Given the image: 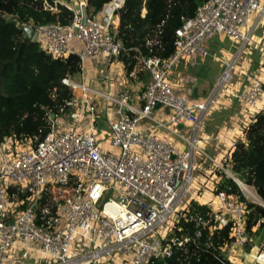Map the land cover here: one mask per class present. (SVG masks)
Returning <instances> with one entry per match:
<instances>
[{
  "label": "built area",
  "instance_id": "obj_1",
  "mask_svg": "<svg viewBox=\"0 0 264 264\" xmlns=\"http://www.w3.org/2000/svg\"><path fill=\"white\" fill-rule=\"evenodd\" d=\"M124 2L106 3L103 19L88 12L85 0L64 2L74 12L70 23L24 27L34 29L32 40L52 57L77 54L82 69L80 78L76 74L62 79L72 90L64 105L70 112L58 117L50 113L51 129L43 138L10 136L0 145V264H36L42 256L48 264H150L172 256L176 247L196 243L201 227L210 233L229 229L228 240L220 246L222 255L216 256L219 264H236L223 254L229 246L252 244L247 228L251 210L235 194L218 190L222 173L230 172L224 160H214L213 169L199 174L197 158L206 155L200 131L224 96H235L246 107L264 99L263 83L250 75L252 60L244 64L246 59H241L254 44L250 21L264 15V0L200 4L176 29L174 50L166 57L153 50L162 47L163 21L147 35L150 52L139 55L131 72L125 70L116 93L112 73L103 74L102 88L88 84L83 69L87 61L104 58L113 64L118 59L123 49L117 37L118 11ZM59 3L44 0L43 6L59 11ZM142 11L145 16V7ZM216 35L237 42L238 52L226 62L214 91L190 98L177 89L173 73L181 62L209 56L207 41ZM70 40L75 42L69 45ZM145 69L150 82L142 90L132 88L130 81H139ZM232 71L243 74L250 86L235 90ZM157 107L170 110L166 121L154 119ZM101 110L108 129L97 127ZM151 120L155 125L147 123ZM182 124L188 134L179 130ZM158 128L186 141L188 148L159 136ZM192 184V196L182 204ZM49 192L53 204L42 202ZM194 199H202L210 210L207 216L190 219L198 226L195 235L179 234L176 230H182L183 218L188 220ZM254 248L247 255L250 262L264 264V244Z\"/></svg>",
  "mask_w": 264,
  "mask_h": 264
},
{
  "label": "trees",
  "instance_id": "obj_2",
  "mask_svg": "<svg viewBox=\"0 0 264 264\" xmlns=\"http://www.w3.org/2000/svg\"><path fill=\"white\" fill-rule=\"evenodd\" d=\"M53 2V0H48ZM111 0H87L89 12L97 14ZM207 0H125L119 9L120 24L117 37L123 49L118 57L129 73L138 63L140 54H148L147 35L161 25L162 47L153 46L156 54L169 56L174 50L175 31L185 17L195 15L198 6ZM44 0H0V145L10 136L18 138L40 136L51 129L49 114L56 117L70 112L65 102L72 98V90L62 82L68 75L81 71V59L77 54L67 58H54L40 44L28 38L25 25L34 26L48 22L68 24L74 12L58 4L53 12L43 6ZM147 12L142 15L143 8ZM138 49V50H137ZM139 79L150 82V72H139ZM64 107V111L61 108ZM245 137L239 139L232 152L229 165L232 174L243 184L252 185L264 201V110L257 112L244 127ZM218 190H226L244 201L251 210L248 214V231L264 219V206L249 201L239 184L222 173ZM54 195L49 192L42 202L53 204ZM209 208L196 201L191 202L186 219L180 221L179 234L195 235L198 226L193 216H207ZM196 243L188 242L176 247L170 257L155 259L150 264H219L220 246L229 238V229L210 233L202 228Z\"/></svg>",
  "mask_w": 264,
  "mask_h": 264
},
{
  "label": "crops",
  "instance_id": "obj_3",
  "mask_svg": "<svg viewBox=\"0 0 264 264\" xmlns=\"http://www.w3.org/2000/svg\"><path fill=\"white\" fill-rule=\"evenodd\" d=\"M76 1L77 0H60V3L62 4L64 2L65 3L68 2L69 4L72 3L74 5ZM85 1L87 3V0ZM53 12H57V11H53ZM146 12L147 10L145 8V14ZM102 14H104L105 16L104 10H101L100 12H98L99 17ZM250 23H251V27L253 26L254 44L251 46V50H249V52L248 51L242 52L241 57L243 59H246L245 62H243L244 64H247L249 59H251L252 63L254 64V62L257 59L256 58H255L256 60L253 59V57H251L250 55H252L255 50L256 52H258L259 49L261 51H264V15L261 17L260 20L258 19L257 16H253L251 18ZM214 37L216 38L214 39ZM214 37L207 41V45L210 51L209 57H212L215 61L219 62L220 67H224V64L228 62L238 52V43L232 41L230 37H225V36H220V35H216ZM226 40L230 41L229 45H227L228 43H226ZM207 57L196 56L190 61L181 62L176 68H179L181 66L183 69L185 68L187 70H192V68L197 69V67H199L200 70L198 71V75L201 78L200 74H202L203 69H205L204 64H206L205 62H206ZM216 57H219L220 60H216L215 59ZM241 63L240 65H242ZM125 70L126 69H125L124 63L120 61L119 59H117L113 64H109L104 58H102L101 60H98V61H87L83 69V75L88 84L92 86L104 88V86H102V83H101L103 74L107 71L109 73H112V75L117 80L116 81L117 87L115 88V90H116V93H118V89L120 88V82L123 78ZM76 77L80 78L81 73L78 74ZM203 80L206 81V79H203ZM173 81L175 82L177 89L179 91L184 92L190 98L199 99L203 97V95H199L197 93V87H196V91H195V88H192V87L186 88L187 86L186 83L189 81L187 79V75L185 74V72H183L182 78H180V82H177L175 80ZM215 83H217V81ZM129 84L132 86V88L136 90H142L143 86L146 83L142 80H139V81L131 80ZM240 85H241L240 83L234 85V89L238 90ZM236 104L237 106L240 107V109L238 107L236 108ZM256 107L258 108L256 109V113L260 110H263L264 99L261 102H259L256 105ZM254 108L255 106L254 107L251 106L249 110H252ZM247 110H248L247 107L244 104H242L241 101L237 97L232 96V95H226L222 98V100L220 101V104L214 110L211 111V113L209 114V117L207 118L205 122V125L200 131L201 135H203L206 139L205 140L203 138L204 141L202 145V148H204L203 150L205 151L206 155L198 156L197 160H198L199 167L204 168V170L206 171L211 170L214 168L213 166L214 160H221V161L224 160V163L226 165L227 164L229 165V161L231 160L232 152L234 150L236 142L239 139H242L245 137L244 127H246V125H248V123L251 122V118L249 119L248 122H246L247 118L244 119L245 121L240 118V115H244L246 114V112H248ZM169 114H170L169 109L157 107L153 112V117L154 119L159 120V121L160 120L166 121L169 118ZM253 115L251 117H253ZM102 120L104 121V124L108 128V125L106 124V121H105L104 113L101 110L99 113V120L97 123L98 128H99V122H101ZM215 120H216V123L213 122ZM147 123L155 125L154 124L155 122L152 120L147 121ZM106 127H101V129H107ZM187 127L188 126L186 124L185 125L182 124L179 126V130L185 131V133L188 134V132H186L188 129ZM158 135L163 138L169 139L173 143L181 142L183 143L184 149L188 148L186 141L182 140L181 138H178L172 132L166 130L165 128H158ZM215 178L219 179L218 176H215ZM246 185L249 186L251 190H253V192H255L260 199L257 200L255 197L252 196V194L250 195L248 193H245V190H243L244 191L243 193H245L246 197L250 198L252 202L264 206V201L261 198V196L257 193L255 187L252 185H248V184ZM193 201H196L200 204L203 203L202 199H194ZM253 230H254V234L252 235V244L250 246L248 247L247 246L245 247L229 246L223 252L224 256L227 258H230L236 264H252L250 262L249 256L247 255H249L248 253L250 249L252 248V246H255L254 249L256 250L258 247L264 244V219H262L253 228Z\"/></svg>",
  "mask_w": 264,
  "mask_h": 264
},
{
  "label": "rangeland",
  "instance_id": "obj_4",
  "mask_svg": "<svg viewBox=\"0 0 264 264\" xmlns=\"http://www.w3.org/2000/svg\"><path fill=\"white\" fill-rule=\"evenodd\" d=\"M104 17V14L100 15V18L103 19ZM261 29V28H260ZM262 33V32H261ZM257 34V32H256ZM216 37H214L215 39ZM75 40H70L69 41V45H71L72 43H74ZM226 43H228L227 45H229L230 41L229 40H226ZM259 49V48H257ZM254 51V50H253ZM210 52V51H209ZM251 57H253V59H255L256 61L254 62L253 64V68H251L250 70V75L251 77L254 79L255 75L260 79V81L263 83L262 87H263V91H264V51H261L259 49L258 52H256V50L253 52L252 55H250ZM242 59V57H241ZM206 64L205 65V69H203L202 71V74H200L201 78L199 77L198 75V71L200 70L199 67H197V69H193L192 70H187V69H183L181 66L179 68H176L174 73H173V80L177 81V82H180V78H182V75H183V72H185V74L187 75V79L189 82L186 83V88H195V91H196V87H197V93L199 95H203V97H207L216 87L215 86V82L218 81V79L220 78V76L224 73V71L227 69V66H226V63H225V66L224 67H220V63L215 61L212 57H207L206 59ZM257 64V65H255ZM239 66H240V63H239ZM194 70V71H193ZM233 72V71H232ZM233 75H234V85L240 83L241 85L239 86V91H243V89L245 88V86H250V82L249 80H245V77L243 76V74H240L238 73L237 71H234L233 72ZM243 76V77H242ZM242 77V78H241ZM241 78V79H240ZM203 79H206L203 80ZM187 81V80H186ZM175 83V82H174ZM214 88V89H213ZM264 93V92H263ZM264 95V94H263ZM261 102V101H259ZM258 102V103H259ZM256 104V103H255ZM254 105V104H253ZM252 105V106H253ZM239 108V106H237L236 104V108ZM251 108V105L249 107H247V111L246 114L244 115H240V118L242 120H244L245 118L246 119V122L249 121V119L251 118V116L253 114L256 113V109H258L256 106L254 109L252 110H249ZM239 111V110H237ZM102 115V114H100ZM213 115V114H212ZM211 115V116H212ZM209 117V116H208ZM240 121V120H239ZM245 121V120H244ZM214 123H216V120L213 121ZM66 123H68V121H66ZM101 127H106V125L104 124V121L102 120L101 122H99V129H101ZM107 128V127H106ZM108 129V128H107ZM185 133V131H182ZM201 137H203V135H200ZM225 148V147H224ZM225 167H227L231 172H232V169L231 167L227 164ZM206 171V170H205ZM199 173H203L204 172V168H201L199 169L198 171ZM227 176L231 177L230 174L228 173ZM195 180H196V177H195ZM244 182V181H243ZM195 189V184H192V187L190 189V192L186 193L184 196H183V203H186L187 200L192 196L191 192H193ZM242 192L243 189H241ZM245 195V193H244ZM246 196V195H245ZM247 199L249 201H252L250 198L247 197ZM46 258L44 256L41 257V260L37 261L36 264H48L46 262ZM50 264H53V261L52 263Z\"/></svg>",
  "mask_w": 264,
  "mask_h": 264
},
{
  "label": "water",
  "instance_id": "obj_5",
  "mask_svg": "<svg viewBox=\"0 0 264 264\" xmlns=\"http://www.w3.org/2000/svg\"><path fill=\"white\" fill-rule=\"evenodd\" d=\"M83 15H84L83 21L85 22L86 15H87V9L86 8L83 9ZM25 30L27 32V37L32 39L34 37V32H35L34 29H32L31 27H26ZM233 179L236 180V182L239 184V181L237 179H235V178H233ZM239 186H240V184H239Z\"/></svg>",
  "mask_w": 264,
  "mask_h": 264
},
{
  "label": "bare ground",
  "instance_id": "obj_6",
  "mask_svg": "<svg viewBox=\"0 0 264 264\" xmlns=\"http://www.w3.org/2000/svg\"><path fill=\"white\" fill-rule=\"evenodd\" d=\"M229 174H230L231 176L235 177V176L231 173V171L229 172ZM235 178H236V177H235ZM236 179L239 181V184H240V186L242 187V189L245 190V193H248V194H250V195L252 194V196L255 197L257 200L260 199V198L257 196V194H256L255 192H253V190H251V188H250L249 186H247L246 184L241 183L240 180H239L238 178H236Z\"/></svg>",
  "mask_w": 264,
  "mask_h": 264
}]
</instances>
